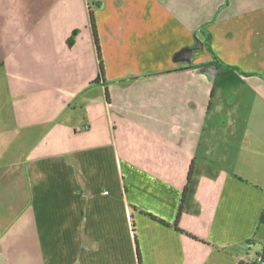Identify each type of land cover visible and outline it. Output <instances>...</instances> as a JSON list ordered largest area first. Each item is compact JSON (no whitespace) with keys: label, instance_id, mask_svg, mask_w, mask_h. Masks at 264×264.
<instances>
[{"label":"crops","instance_id":"0c3cea01","mask_svg":"<svg viewBox=\"0 0 264 264\" xmlns=\"http://www.w3.org/2000/svg\"><path fill=\"white\" fill-rule=\"evenodd\" d=\"M263 209L264 0H0V264H253Z\"/></svg>","mask_w":264,"mask_h":264},{"label":"trees","instance_id":"16d2710c","mask_svg":"<svg viewBox=\"0 0 264 264\" xmlns=\"http://www.w3.org/2000/svg\"><path fill=\"white\" fill-rule=\"evenodd\" d=\"M91 23H92V27H93V36H94V39H95V43L97 45V50H98V55H99L100 71H101V74L103 75L104 66H103L102 57H101V47H100V43H99V36H98V31H97V27H96V24H95V18H94L93 12H91ZM70 40H72V37H71ZM70 40H69V45H71V41ZM217 65H220V64H217ZM193 174H194V164L191 165V168H190V171H189V174H188L187 184H186V186H185V188L183 190V195H182L181 203H180V206H179V212H178V216H177V222L179 221L182 212L189 205L190 199L195 194L196 186H197V180L193 176ZM260 223L264 224V209H263V211L261 213ZM260 255H262L264 257V250H263V253H261ZM253 264H255V262Z\"/></svg>","mask_w":264,"mask_h":264},{"label":"built area","instance_id":"2783aa9c","mask_svg":"<svg viewBox=\"0 0 264 264\" xmlns=\"http://www.w3.org/2000/svg\"><path fill=\"white\" fill-rule=\"evenodd\" d=\"M255 264H264V257L262 255L257 256Z\"/></svg>","mask_w":264,"mask_h":264}]
</instances>
